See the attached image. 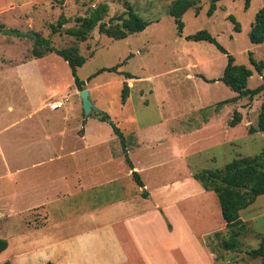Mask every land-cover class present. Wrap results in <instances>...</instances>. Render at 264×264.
<instances>
[{
	"label": "rangeland",
	"instance_id": "rangeland-1",
	"mask_svg": "<svg viewBox=\"0 0 264 264\" xmlns=\"http://www.w3.org/2000/svg\"><path fill=\"white\" fill-rule=\"evenodd\" d=\"M172 1L0 0V114L4 109L5 115H10L5 111L7 104L29 102V95L21 86L24 81L38 106H47L38 112L54 116L65 112L69 118L65 120L62 137H55L57 128L37 127L35 150L31 146L30 154L26 156L22 152L21 159L14 152L11 139L0 142L3 150L0 151V239L8 242L6 250L0 253V264H44L51 258L57 263L59 252L49 254L47 250L50 237L58 240L102 222L95 219L81 223L79 214L76 217L69 214L126 195L140 202L144 200L142 188L136 185L124 161L118 136L108 122L98 118L97 111L107 113L122 130L134 169L149 193L146 199H153L154 203L162 200L160 194L152 192L159 185L175 181L200 184L194 178L195 173L220 168L234 158L253 156L264 150V132H249L250 126L257 124L264 92L252 99L244 96L219 104L237 96L219 80L227 54L208 41L185 38L207 29L237 63L253 69L249 53L256 60L263 59L264 43H252L248 32L264 0H251L248 9L244 8V0H219L211 16L206 13L209 0H198V13L191 7L183 14L184 28L180 35L174 18L167 12ZM102 3L108 5L104 21L131 6L150 23L143 31L123 39L100 34L97 27L84 41L64 32H52L50 24L56 23L61 14L70 19L64 24L68 28L76 24V17L86 15ZM229 14L240 23V31L234 30ZM30 32L49 38L57 48L78 45L86 61L77 68V75L84 81L82 87L89 90L97 111L84 115L81 90L61 57L54 53L40 58L32 55L33 37L20 36ZM13 43L15 63L20 66L12 69L8 68L12 65L11 58L2 53V46L7 48ZM119 63L118 71L106 70L88 79L98 69ZM120 71L131 73L133 78L126 79ZM262 77L264 70L260 76L253 69L248 87L259 85ZM124 81L130 89L123 103ZM55 100L62 101V106L50 107ZM235 110L241 113V121L230 127L228 122ZM5 119L0 115V123ZM45 131L54 134L53 138L44 140ZM70 153L77 157L73 159ZM77 168L83 170L81 185L73 174ZM70 174L74 180L64 183L65 176ZM108 178L117 181L108 184ZM211 194L202 209L195 205L202 211L204 223L194 221L191 225L200 228L195 232L203 248L212 255V264H262L261 257H251L247 250L258 247L264 235V195L257 196L240 211L246 230L238 237V247L226 250L221 241L227 238L228 228L218 199L213 191ZM193 198L189 199L193 201ZM210 204L211 217L208 216ZM195 206L186 209L195 213ZM48 217L53 223L45 227ZM109 217L105 215L102 220ZM191 258L195 264L202 263L198 254H192Z\"/></svg>",
	"mask_w": 264,
	"mask_h": 264
},
{
	"label": "crops",
	"instance_id": "crops-1",
	"mask_svg": "<svg viewBox=\"0 0 264 264\" xmlns=\"http://www.w3.org/2000/svg\"><path fill=\"white\" fill-rule=\"evenodd\" d=\"M4 52L11 58L12 65L8 68H19L20 64L15 63L14 59L17 58L14 54V43L7 48L2 46V53ZM16 76L19 77V69L16 70ZM21 86H24L23 90L28 93L29 102L7 104L5 111L10 115H5L4 109L0 114L6 118L0 123V142L11 139L19 159L22 158V152L27 156L31 146L34 149L37 127L52 126L57 128L55 131L58 130L55 137H62V133H65V120L69 119L65 112H60L57 116L40 113L47 106H38L34 96L31 98L32 91L26 82L23 81ZM53 136L50 131H45L42 137L44 140H50ZM0 151L3 153L1 145ZM71 156L73 159L77 157L75 153ZM82 173L83 170L78 168L73 172L79 185L82 182ZM73 174L65 176L67 180H64V183L69 184L74 180ZM108 181L116 182L117 179L108 178L106 183L110 184L112 182ZM152 192L160 194L162 200L154 203L153 199L143 198L140 202L126 195L81 213L78 211L69 214V217L79 214L81 223L95 219L102 222L97 226L73 231L58 240L50 237L46 244L47 250L49 254L58 251L59 262L56 263L52 258L49 261L55 264H195L191 255L198 254L201 264H212V255L203 248L195 232L200 228L195 229V225H191L194 221L200 225L204 223L202 211L198 207L202 209L212 191L205 190L199 183L190 185L175 181L159 185ZM190 197H194V200L191 201ZM188 206H195V213L189 212L186 209ZM209 207L208 216L211 217V204ZM105 215H109L110 219L103 221ZM47 221L45 227L53 223L50 217Z\"/></svg>",
	"mask_w": 264,
	"mask_h": 264
},
{
	"label": "trees",
	"instance_id": "trees-1",
	"mask_svg": "<svg viewBox=\"0 0 264 264\" xmlns=\"http://www.w3.org/2000/svg\"><path fill=\"white\" fill-rule=\"evenodd\" d=\"M219 0H209V6L206 11L208 16H211L216 8ZM251 0H244V8L248 9ZM191 7L196 8V13L199 12L200 6L198 0H173L168 6L167 12L174 18L177 33L180 35L184 28L182 20L183 14ZM108 10L106 3L100 4L96 9H92L84 16H78L75 19L76 24L68 28H64V24L70 19L61 14L56 23H51L52 32H64L65 34L79 41L88 39L91 32L97 27L100 34H104L114 39H123L128 35L143 31L149 21L139 15L131 6L121 14L112 16L108 21H104L103 17ZM228 19L233 23L235 31H240V23L232 14L228 15ZM7 32V30H1ZM21 34V33H20ZM20 36H32L34 39V47L32 55L35 58H40L46 53H54L61 57L69 66L74 83L79 90L83 89L84 81L77 75V68L82 66L86 61V57L79 51L77 44H72L67 47L57 48L52 45L49 38L41 36L38 32H30L21 34ZM186 40L193 41H208L216 45L218 49L227 54V63L224 67L223 74L219 78L232 91L237 93V96L224 99L219 104H226L235 101L240 97L247 96L252 99L254 96L264 92V77L263 81L254 88L248 87V79L253 75V69L262 76L264 70V58L256 60L252 53H249V61L253 69L245 64L237 63L232 54L226 52L215 37L207 30L202 29L193 34H189ZM248 38L252 43H264V4L258 8L255 13L254 20L251 23ZM121 63L111 67H102L95 73L90 75L88 79L103 71H118ZM126 79L133 78L129 72H121ZM207 80V78H203ZM209 81V80H208ZM213 81V80H212ZM129 85L126 81L123 82L121 88V101L124 103L129 96ZM98 118L101 121L108 122L113 132L118 136L121 144L124 161L131 170V176L141 190V196L147 198L149 193L145 190L144 182L136 171L132 160L128 154L126 145V137L122 130L115 124L110 116L102 111H97ZM241 121V113L235 110L231 119L228 122L230 127L236 126ZM264 132V101L260 105V111L257 117L256 126H250L249 132ZM194 178L200 182L205 190H212L219 203L220 212L228 228V236L221 241V245L226 250H232L238 247V237L246 230V223L240 216V211L251 205L259 195H264V150L253 156H243L232 159L220 168L203 170L194 174ZM8 242L6 239H0V253L6 250ZM247 254L251 257H261L264 264V235L261 236L259 246L247 250ZM45 264H54L52 261H47Z\"/></svg>",
	"mask_w": 264,
	"mask_h": 264
},
{
	"label": "water",
	"instance_id": "water-1",
	"mask_svg": "<svg viewBox=\"0 0 264 264\" xmlns=\"http://www.w3.org/2000/svg\"><path fill=\"white\" fill-rule=\"evenodd\" d=\"M80 98H81V106L84 115H89L92 111H97L96 106L93 104V102L90 99L88 89H82L80 91Z\"/></svg>",
	"mask_w": 264,
	"mask_h": 264
},
{
	"label": "built area",
	"instance_id": "built-area-1",
	"mask_svg": "<svg viewBox=\"0 0 264 264\" xmlns=\"http://www.w3.org/2000/svg\"><path fill=\"white\" fill-rule=\"evenodd\" d=\"M50 107H52L53 109L58 108L59 106H62V101H52L50 104Z\"/></svg>",
	"mask_w": 264,
	"mask_h": 264
}]
</instances>
